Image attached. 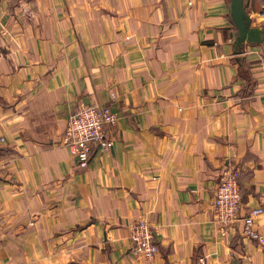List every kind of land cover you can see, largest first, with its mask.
<instances>
[{
  "label": "crops",
  "instance_id": "1",
  "mask_svg": "<svg viewBox=\"0 0 264 264\" xmlns=\"http://www.w3.org/2000/svg\"><path fill=\"white\" fill-rule=\"evenodd\" d=\"M252 26L264 0H248ZM228 0H0V264H264V41L233 50ZM113 144L80 167V105ZM228 168L239 219L214 221ZM152 226L153 259L130 250Z\"/></svg>",
  "mask_w": 264,
  "mask_h": 264
},
{
  "label": "built area",
  "instance_id": "2",
  "mask_svg": "<svg viewBox=\"0 0 264 264\" xmlns=\"http://www.w3.org/2000/svg\"><path fill=\"white\" fill-rule=\"evenodd\" d=\"M118 116L110 106L80 105L69 116L63 134V143L80 167H86L96 152H104L112 147L108 129L114 125ZM238 170L228 168L221 175L213 200L214 221L220 226H227L239 219L241 191L237 181ZM263 213L257 206L242 217L243 233L264 242L256 225V218ZM130 250L133 254L146 259H153L158 252L155 233L144 218L137 219L130 227Z\"/></svg>",
  "mask_w": 264,
  "mask_h": 264
},
{
  "label": "water",
  "instance_id": "3",
  "mask_svg": "<svg viewBox=\"0 0 264 264\" xmlns=\"http://www.w3.org/2000/svg\"><path fill=\"white\" fill-rule=\"evenodd\" d=\"M230 21L236 28L233 36V50L241 53L245 44L255 45L264 41V25L252 26L247 11L248 0H228Z\"/></svg>",
  "mask_w": 264,
  "mask_h": 264
}]
</instances>
